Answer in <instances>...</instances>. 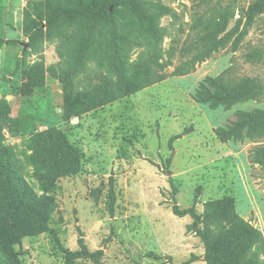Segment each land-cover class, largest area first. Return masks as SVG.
<instances>
[{
    "label": "rangeland",
    "instance_id": "rangeland-1",
    "mask_svg": "<svg viewBox=\"0 0 264 264\" xmlns=\"http://www.w3.org/2000/svg\"><path fill=\"white\" fill-rule=\"evenodd\" d=\"M0 264H264V0H0Z\"/></svg>",
    "mask_w": 264,
    "mask_h": 264
},
{
    "label": "trees",
    "instance_id": "trees-1",
    "mask_svg": "<svg viewBox=\"0 0 264 264\" xmlns=\"http://www.w3.org/2000/svg\"><path fill=\"white\" fill-rule=\"evenodd\" d=\"M202 90L206 91V88L205 87H202ZM218 90H219V93H218L219 95H215V94L210 95L209 94L208 95L209 98L210 99H217V97H220L221 96V97H223V98H225L227 100H233V99H235L232 89H230V88H228V87H226L224 85H220L219 88H218ZM253 117H255V116H250L249 118H253ZM52 132H53L52 138L54 139V141H56L57 146H59L61 148H64L65 147L64 146L65 142H64V139L62 138V136L59 135V134H57L54 131H52ZM48 135H51V132H49ZM173 211H174V213L176 215H185V214L189 213V212H186V211H179L176 208V206L173 207Z\"/></svg>",
    "mask_w": 264,
    "mask_h": 264
}]
</instances>
